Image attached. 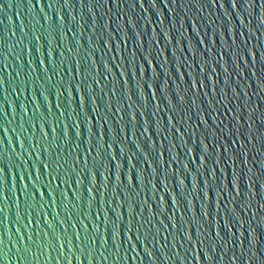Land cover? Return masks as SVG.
Instances as JSON below:
<instances>
[{"label":"water","instance_id":"obj_1","mask_svg":"<svg viewBox=\"0 0 264 264\" xmlns=\"http://www.w3.org/2000/svg\"><path fill=\"white\" fill-rule=\"evenodd\" d=\"M236 2L237 7L233 8L232 0H215L214 4L210 0H155L154 3L144 0L141 7L139 0H84V6L80 0H71L66 7L61 8L64 0H53L54 8H48V0H0V41L10 45L0 51V80L4 81V86L0 88V168L5 169V174H9L10 166L13 172L17 171V188L20 184L28 183L25 179L19 183L20 168L28 170L36 164L38 170L40 160L47 159L43 149L53 139L51 128H48V139L41 140L39 127H32L34 120L38 125L36 117L44 112L45 103L51 108L48 119L56 129L55 134L67 122L74 138L72 121H65L60 113L64 112V108H55L57 99L54 85L60 83L61 77L65 83L73 76L80 80L86 69L90 73L89 80L95 77L101 81L96 88L100 119H96V113H91V107L95 105L89 100L87 107L93 118L86 123L89 127L93 124L97 134L104 132L100 144L103 145L104 141L112 144L109 152L118 158L112 164L107 192L101 189L102 202L108 201L107 204L102 203V207L112 221H115L112 209L117 207L127 220L130 201L135 205V212L132 230L122 232L115 244L109 226L108 243L101 249L97 241L92 264H208L204 258L205 248L198 240H204L213 257V264H259L264 259V221L261 220L264 209L259 207L264 203V152L260 151L259 139L248 146L234 167L232 161L223 156L215 173L211 174L213 160L223 155L222 145L226 143L227 129L232 123L246 130L251 115L253 132L257 137L262 133L256 129L264 123V117L261 116L264 112V92L258 89V80L245 67L244 61L233 58V53L237 48H242L245 41L247 47L257 45L258 51L264 52V25L259 20L264 11L260 0H256L253 8L247 11L240 6L243 0ZM44 5L47 19L43 18L44 13L40 11ZM57 11L61 19L53 23ZM36 35L41 37L39 41L34 39ZM70 46L74 48L72 54L67 52ZM76 48L79 49L78 53ZM41 60L45 62L46 71L40 64ZM205 60L207 64H204ZM28 61H32L31 66ZM260 68L257 56L252 71L259 74ZM17 72L20 73L19 77ZM156 74L155 87L152 78ZM200 75L204 85L198 84L193 90L190 89V83ZM47 76H51V81ZM227 78L228 83L225 84ZM25 80L26 86L23 84ZM148 83L152 86L147 87ZM45 87L51 93L44 92L46 101L40 95ZM113 88L116 90L115 95L109 91ZM196 88V102L191 104ZM233 89L239 93L238 96L233 93ZM35 95L36 102L41 105L38 113L33 112ZM66 95L64 92L60 98L62 106ZM68 95L71 97L76 93L70 91ZM109 104L110 110L107 108ZM20 105H26L28 111H23ZM75 107V103H72L68 113L71 114ZM229 108L236 111L229 112ZM253 109L256 111L253 112ZM105 113L107 122L104 120ZM84 124L81 116V125L76 130L79 132ZM216 126L225 129L224 137L219 140L211 136ZM206 129L209 139L205 143L209 144L208 155L212 159L202 163L199 157L204 153L201 152L199 140ZM215 134L217 137L221 135L219 132ZM113 138L116 139L115 143H112ZM96 140L97 136H93V141ZM60 143V148H63V141ZM136 144H140L141 148L137 149ZM233 147L238 145L229 147L228 155H231ZM59 150L53 144L49 152ZM245 159L246 163L242 162ZM116 163L121 166L123 183L114 195L113 187L116 177L120 175V170L115 169ZM137 170H141L140 181L137 179ZM234 170L237 174L241 171L245 174L244 179L237 184L239 195L234 188L231 193L225 191L221 194L216 185L229 184L231 188ZM100 172L101 176L92 175V179L97 182V189L99 184L105 183L103 177L107 175L104 168H100ZM165 175L167 180L162 183ZM195 175L197 182L193 187ZM249 176L252 177L251 189L247 187ZM88 186L89 181L85 177V201L81 206V193L76 192L78 199L74 203L77 208L72 210L73 218H77L75 227L80 230L81 237L85 234L84 227L79 223L83 214L93 212V216L83 217L89 230L94 222L103 227L104 220L103 215L98 218L95 216L100 200L99 190L95 193L96 201L91 209L88 207ZM181 191L188 196L187 200L181 196ZM8 195V203L12 204L11 192ZM53 195L59 197L58 192ZM65 195L71 198V189ZM175 196L179 198V203H172V197ZM232 196H236V201L231 200ZM240 202L245 207L240 208ZM235 204L244 223H233L231 228H225V212L234 208ZM203 205L212 213L209 219L215 218L214 227L216 221L220 222L224 239L216 237L214 230L211 234L204 231V228L211 227L209 223L202 226L199 235L195 225L192 226V241L183 236L181 228L187 226L183 225L181 217L190 219L195 212L200 213ZM11 211L12 214L0 224V234L9 228L11 240L6 234L4 240L5 247L10 249L8 254L13 264H16L17 248L22 249L24 246L20 236L23 235L27 240L29 229L34 241L37 240V234L39 239H44L45 230L49 234L62 232L65 228L69 234L76 230L72 227L74 220L69 219L64 208H58L56 204L48 208L47 218L52 221L50 228L43 221L37 227L33 221L25 229L27 220L18 223L14 208ZM153 212L154 215L151 214ZM3 218V214H0V220ZM227 218L232 219L230 213ZM61 221H64L63 225ZM250 225L256 228L254 245L250 243L253 239ZM17 227L20 228V234L16 232ZM229 232H234L235 236H229ZM52 239L55 240L54 235ZM72 242L78 251L80 241L73 237ZM29 243L36 251L37 243ZM87 246L85 242L82 264H87ZM101 251L108 257L107 260L101 257ZM28 255L31 260V254ZM38 255V261H32V264H67L68 259L72 260V264H78L74 259L75 252L68 248L67 237L63 249L58 245L51 249L42 248ZM196 255L200 258L195 259ZM233 256L236 257L235 261ZM20 264H24V261H20Z\"/></svg>","mask_w":264,"mask_h":264},{"label":"snow or ice","instance_id":"obj_2","mask_svg":"<svg viewBox=\"0 0 264 264\" xmlns=\"http://www.w3.org/2000/svg\"><path fill=\"white\" fill-rule=\"evenodd\" d=\"M71 0H64L63 5H61V8L66 7ZM82 6H84V0H80ZM144 0H139V3L142 7ZM154 3L155 0H152ZM174 2V0H173ZM256 0H243V3L240 5L241 7L245 8V10H249L253 8V5L255 4ZM210 3L214 4L215 0H210ZM260 5L262 11H264V0H260ZM223 6V5H221ZM44 7L40 9L41 12L44 13V19H47V13L44 12ZM48 8H54L53 0H48L47 4ZM232 7H237L236 0H232ZM64 18V17H63ZM58 19H61L59 15V11L56 12V17H53V23H56ZM73 19H75L73 17ZM259 20L262 25H264V15H261L259 17ZM43 27V26H42ZM70 31V29H69ZM75 34H73L74 36ZM34 39L39 41L41 37L39 35L34 36ZM202 40V38H201ZM259 41V38H257ZM23 41V38H21V42ZM71 43V42H70ZM106 43V42H104ZM10 45H5L3 41H0V51H2L3 47ZM29 52L31 49H28ZM38 51V49H37ZM74 51V48L72 46L67 48V52L69 54H72ZM76 53L79 52V49H75ZM52 49H49V55L51 56ZM90 55V54H88ZM257 56H259L261 68L258 70L259 74L257 72L252 71V68L255 67ZM234 59H242L244 61V65L246 68H249L252 72V75L255 76L258 80V89L261 92H264V52L258 51V46L254 45L253 47L249 48L247 47V41L244 42V46L242 48H237L236 51L233 53ZM249 58H251V63L249 64ZM19 60L20 58L17 57ZM147 61V60H146ZM52 63V61H50ZM29 65L31 66L32 61H28ZM63 63V61H61ZM75 63H80V61H75ZM208 61L205 60L204 64H207ZM41 66L44 68V71H46L45 62L44 60L40 61ZM106 67V66H105ZM201 74L203 79H205V73L203 72V69L200 65ZM107 70V68H106ZM225 72H227V69H225ZM17 77L20 76V73L17 72ZM90 73L85 70V74L82 79L77 80L75 76L72 77L71 80H69L67 83L64 82V78H60V83H57L54 85L56 87V99L57 103L55 105L56 109L64 108V112H60L61 115L65 117V121L71 120L72 121V128L74 129V138L72 134V130H70L69 124L67 122L63 123V126L58 134H55L56 129L53 126V124L49 123L48 119V113L51 112V108L45 103L44 112L40 113L39 116L36 117V120L39 121L38 125L37 122L34 120L32 123V127L36 128L37 126L40 129L41 132V140H47L49 137V131L48 128H51V135L52 140L47 143V145H44V155L47 157L45 160H40L39 162V169L36 170L35 165H33L32 169L25 170L24 168H20L18 175H19V183L21 179H25L28 181V183H25L23 185L20 184V187L17 188V171L11 170L9 174H5V169L0 168V214H3V220H0V224L4 223V220L8 218L12 214V209L14 208V215L16 218V221L18 223L24 222L27 220V223H24V228L28 229L29 224L35 221V224L37 227L40 226L41 222L47 224V226L50 228L52 226V221L48 220V208L53 207L54 204L57 205L58 208L63 207L65 212L67 213L69 219L74 220V223L72 224V227L75 230L74 233L69 234L67 232V229L65 228L62 232H56L53 234H49L46 230L44 231V239H39V234H37V240H33V235L31 232V229L28 231L27 240L24 239L23 235L20 236V241L23 242V248H17V259L16 264H20V261H24V264H32V261H38L40 253V249L42 248H48L51 249L55 246H59L60 249H63L65 246V239L67 237V245L70 251L75 252L74 259L78 262V264H82L81 261V255L84 253L85 248L84 244L87 242V264H92L93 261V253L96 251L95 245L97 241H99V246L101 249H103L107 243H108V232H109V226L111 227V239L113 243L115 244L124 231H131L132 230V224H133V214L135 212V205L130 201L127 206V213L128 218L125 220L124 214L121 211L119 207L113 208L112 212L115 214V221H112L109 217V215L105 214V209L102 207V203L107 204V200H101L102 192L101 189L103 188L105 192L108 190V180L110 175H112V164L113 161H117V156L112 155L109 152V148L112 147V144H109V142L104 141L103 145L100 144V137L104 135V132H99L97 134L93 130V124L89 127L86 123L89 119L92 120V115L89 114L88 111V101L90 100L92 102V105H95L94 107H91V113H96V119H100V114L98 112L99 104L96 103L97 101V94H96V88L99 87L101 81L99 79H96L95 77H92L91 80H89ZM122 75V74H121ZM207 78H208V74ZM201 75L197 76L195 81L190 83L189 88L193 90V87L195 85L203 86V79ZM228 77V76H227ZM47 79L51 81V76H47ZM153 82L156 87V79L157 74L152 78ZM228 83V78L225 80V84ZM23 84L27 85V80L23 81ZM4 86V81L0 80V88ZM139 86V83H138ZM149 83L147 84V87H151ZM22 91L25 89H21ZM48 91V89L45 87L40 92V95L43 97L44 101H46V97L44 96V92ZM76 93L75 96H69V92ZM102 93L104 92L103 89L100 90ZM113 95H115V88L109 90ZM235 95H239L238 92H236L235 89L232 90ZM49 92V91H48ZM64 92L67 93V95L64 97V106L61 105L60 98L62 95H64ZM49 95L51 93L49 92ZM198 95V88H196L195 91H193V96L191 99V104H195V98ZM246 95V93H245ZM78 97V100H77ZM7 97H5L6 99ZM227 99V97H224ZM264 98V97H262ZM181 99H184L183 96H181ZM109 100H111V97H109ZM37 101V95L33 97V103L35 104V107L33 109V112L38 113L39 109L41 108V105L36 102ZM72 103H75L76 107L72 110V113H68V108L71 107ZM171 103V101H169ZM21 109L23 111H28L26 105H20ZM87 108V111H84V109ZM108 110L111 109V105L109 104L107 106ZM14 111V109H13ZM229 112L236 111V109L229 108ZM256 110L253 109V112ZM73 115L75 116V119H73ZM81 116H83V119L85 121L84 127L80 128V131L78 132L77 126L81 125ZM107 113L104 114V120L106 121ZM261 116L264 117V112L261 113ZM234 120H236V117H234ZM253 117L250 115L248 117L249 123L247 124L246 130H241L242 126H239L237 123H232L230 127H228L227 132L228 136L226 137V143L222 145L224 152L221 158H217L213 160V165L211 168V174L213 175L216 171V166H218L221 163V159L223 156H227L229 160L232 161V166H235V162L237 159H240V157L244 156L245 150L248 148L249 145H252L254 141L259 139L260 141V151L264 152V123H262L261 128H257V132H261L262 134L257 137V135L253 132V124H252ZM56 124V120H55ZM125 127V126H124ZM244 127V126H243ZM124 128H121L123 130ZM219 129V131L217 130ZM179 132V129H177ZM5 132L7 133V129L5 128ZM216 132H219L221 135L220 137L216 136ZM224 128H219V126L215 127V131L211 133V136L214 140H219L220 138L224 137ZM85 133H87V137L85 138ZM135 135V133H133ZM93 136H97V140L93 141ZM209 139V133L207 129L205 130V133L203 134V138L199 140V146L201 148V152L204 153V155H200L199 159L202 163L206 162L209 158L212 159L211 156L208 155L209 152V144L205 143ZM60 141H63V148H60ZM78 141V142H77ZM116 139L113 138L112 143H115ZM56 145L59 151H56L53 153V151L49 152V149H52V145ZM84 145H87V147H83ZM238 145V147H233L231 155H228L229 147ZM215 147V144L213 145ZM136 148L140 149L141 145L136 144ZM191 151V150H190ZM121 152H123V148H121ZM175 159V158H173ZM131 160V157L128 158V161ZM246 163V159L242 161ZM262 166H264V162H262ZM100 168H104V171L107 173L106 176L103 177L105 183L99 184V189L96 188L97 182L92 179L93 173H95V176L98 175L101 176L102 173L100 172ZM115 169L120 170L121 166L115 164ZM251 171V169H249ZM140 172L141 170H137V179L140 181ZM123 173L120 170V175L116 177V183L113 187V194L115 195L116 190L119 188V186L123 183L121 177ZM245 174L243 171L237 172L234 170L232 173L231 178V188L229 187V184L222 185L217 184V188L219 189L220 193L223 194L225 191H228L231 193V190L234 188L236 190L237 195L240 193V189L237 188V184L240 183L244 179ZM85 177L88 178L89 186L86 188V192L88 194L87 203L89 209H91L92 204L96 201V191L99 190L100 192V200L97 203V208L95 212V216L98 218L101 215H103V227H101L100 224L92 223L91 229L89 230L88 224L84 223L83 217H88V215L93 216V212H89L88 214H83L82 217L79 218V223L84 227L85 234L83 237H81L80 230L75 227V224H77V218H73L72 216V210L77 208L76 201L78 198L75 195L76 192H80L81 195L79 197L81 201V206L83 205L85 199L83 196V193L85 189L83 188L84 179ZM214 177V176H213ZM131 180L133 182V176L131 175ZM167 180V176L163 178L161 181L162 183H165ZM249 183L247 187L251 189L252 184L251 180L252 177H248ZM195 183H193V187L196 186L197 182V176L194 177ZM181 183V182H180ZM206 183V181H205ZM9 184H11V187H9ZM129 186L132 185L128 184ZM63 186V187H62ZM75 186V187H74ZM82 186V188L80 187ZM155 188V185L153 186ZM71 189L72 196L69 198L65 195L66 192H69ZM127 187L125 188V192H127ZM11 192V197L13 198V203L9 204V195L8 193ZM59 193L58 195H53V193ZM204 195V191H203ZM181 196L184 197V199H188V196L184 193V191H181ZM21 197H23V206L21 205ZM162 199V198H161ZM232 201H236V196L231 197ZM65 201H67V204H65ZM121 204H123V201H120ZM147 201H145V204ZM172 203H179V198L177 196L172 197ZM189 204L191 202L189 201ZM245 207L244 203L240 202V208ZM261 209H264V203H261L259 205ZM119 209V211H118ZM219 208H217L218 212ZM107 211L109 212V208L107 207ZM231 214L232 219L229 220L227 217ZM58 214V212H57ZM154 215L155 213H151ZM209 217H212V213L208 210H206V206L203 205L200 213L193 214L190 219L184 220L183 217H181V221L183 222V225L187 226L182 227L181 231L183 232V236L189 240L192 241V226L195 225L196 232L199 235L201 233V228L205 223L211 224L210 228H204L205 232L212 233L214 230L215 236L219 237L220 239H224L223 236H221V225L219 221H216L215 227L213 225V220L209 219ZM225 220H224V227L225 228H231L233 223H239L243 224L244 221L240 215V212H237V207L235 204V207L232 209H228L225 212ZM261 220L264 221V216L261 217ZM64 221H61V224L63 225ZM167 227V225H165ZM174 227V225H173ZM17 234H20V228L17 227L16 229ZM250 232L253 237V239L250 241L251 244L256 243V228L251 227L250 225ZM4 234L9 236V239L11 240V233L9 228L4 229ZM4 234H0V264H13L12 258L9 256L10 249L5 247V240H4ZM55 236V240L53 241L52 236ZM241 235H243V232H241ZM229 236H235L234 232H229ZM73 237L75 240L80 241V248L77 251L76 248L73 245L72 239ZM167 239V237H165ZM45 240L47 243H45ZM37 243L38 247L36 251H33L31 243ZM195 243V242H194ZM198 243L205 248L204 251V258L208 262V264H213V257L211 255V252L208 250L207 246L204 244V240H198ZM243 243V241H241ZM164 247L163 245L161 246ZM31 254V260L29 259V255ZM101 257L104 260H107L108 257L104 255L103 251L100 252ZM151 255V253H149ZM199 255L195 256V259H199ZM57 260L59 261V257H57ZM236 260V257L233 256V261ZM67 264H72V260L68 259ZM247 264V262H246ZM259 264H264V259H261L259 261Z\"/></svg>","mask_w":264,"mask_h":264}]
</instances>
